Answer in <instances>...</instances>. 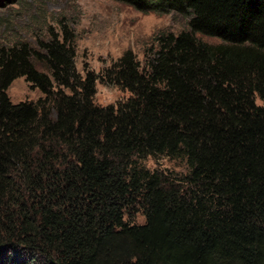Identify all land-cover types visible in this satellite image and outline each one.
<instances>
[{"label": "trees", "instance_id": "16d2710c", "mask_svg": "<svg viewBox=\"0 0 264 264\" xmlns=\"http://www.w3.org/2000/svg\"><path fill=\"white\" fill-rule=\"evenodd\" d=\"M113 1L188 29L98 73L66 25L0 46V264H264V0ZM18 78L42 96L13 103Z\"/></svg>", "mask_w": 264, "mask_h": 264}, {"label": "rangeland", "instance_id": "374dc122", "mask_svg": "<svg viewBox=\"0 0 264 264\" xmlns=\"http://www.w3.org/2000/svg\"><path fill=\"white\" fill-rule=\"evenodd\" d=\"M187 21L177 13H142L113 0H0V46L14 42L35 46L38 39L46 38L48 28L59 31L66 25L75 37L76 69L82 73L87 67L98 73L126 51L134 53L143 65L145 53L155 39L161 34L187 30ZM201 39L218 43L215 39ZM7 94L13 103L36 101L42 96L24 78L13 81ZM128 97V92L96 83L94 102L97 105H116ZM141 165L184 187L183 179L188 172L184 159L147 158ZM129 221L141 225L144 217L134 214Z\"/></svg>", "mask_w": 264, "mask_h": 264}]
</instances>
